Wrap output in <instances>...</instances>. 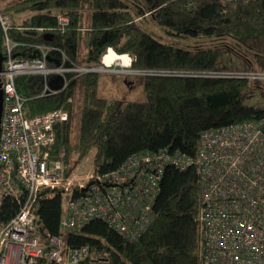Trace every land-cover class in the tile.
I'll return each instance as SVG.
<instances>
[{
  "label": "trees",
  "instance_id": "obj_1",
  "mask_svg": "<svg viewBox=\"0 0 264 264\" xmlns=\"http://www.w3.org/2000/svg\"><path fill=\"white\" fill-rule=\"evenodd\" d=\"M137 1L21 0L1 8L5 15L36 10L22 21L12 22L9 34L21 44L56 47L52 56L60 57L63 51L71 63L84 67L99 66L102 56L112 48L132 57V69L153 72L144 74L145 101L100 95L99 77L94 71L71 79L63 92L43 96L42 76L16 78L17 89L26 98L24 107L28 115L55 108L69 111V121L56 126V140L51 149L52 157L61 159L69 174L86 160H90L94 173H108L140 151L166 148L195 156L203 131L264 119V105L245 103L247 97L258 91L264 103L261 82L211 76L214 71L225 70L220 69V62L227 53L246 61L247 66L253 64L251 57L264 70V0ZM85 8L87 12L83 11ZM53 9L68 11L70 22L64 29L51 15ZM147 17L172 35L220 41L193 47L164 43L141 27L138 21ZM82 42L86 50L80 56ZM23 50L17 47V56L32 57ZM78 85L81 115L75 141L72 118L74 87ZM63 201L60 192L37 201L41 232L52 235L60 232ZM199 203L198 168L194 164L185 169L170 164L164 168L159 183L153 221L139 237L131 240L104 220L95 218L79 232L68 233L64 246L88 245L95 256L105 260L91 262L89 258L81 264H200ZM17 210L16 201L4 198L0 220H8Z\"/></svg>",
  "mask_w": 264,
  "mask_h": 264
},
{
  "label": "built area",
  "instance_id": "obj_2",
  "mask_svg": "<svg viewBox=\"0 0 264 264\" xmlns=\"http://www.w3.org/2000/svg\"><path fill=\"white\" fill-rule=\"evenodd\" d=\"M51 15L61 29L70 22L67 10L55 9ZM12 22L10 15L0 11L4 56L0 71V205L4 198L18 204L12 217L0 220V264H81L89 258L91 262L105 261L88 245L66 248L64 237L79 232L95 218L131 240L139 237L153 221L159 183L170 164L181 169L194 164L199 170L200 264H264V119L203 131L195 156L166 148L140 151L108 173H94L86 160L88 170L78 168L69 174L63 161L51 155L56 126L69 121V111L55 108L28 115L16 78L40 75L41 95H52L65 91L71 79L80 74L108 72L111 65L84 67L71 63L63 51L60 57L52 56L56 47L21 44L9 34ZM17 47L32 57L17 56ZM211 76L264 82L263 69L214 71ZM54 192H60L64 200L57 235L40 231L36 212L37 201Z\"/></svg>",
  "mask_w": 264,
  "mask_h": 264
},
{
  "label": "rangeland",
  "instance_id": "obj_3",
  "mask_svg": "<svg viewBox=\"0 0 264 264\" xmlns=\"http://www.w3.org/2000/svg\"><path fill=\"white\" fill-rule=\"evenodd\" d=\"M18 1L21 0H0V11L2 12L1 8L4 9L9 5H12L13 3H16ZM135 2L138 3L137 0H135ZM83 11L87 12L86 8ZM34 12H36V10L17 13V14L11 12L10 17L12 21H22V19H24L25 17L29 16ZM134 16H137L136 13H134ZM138 22L140 23L141 27L148 30L156 39L164 43L172 44L174 46L193 47L196 44L210 45L212 43L217 44V42L220 41V40L215 41L212 39L210 41L208 38L205 37H199L197 39H193V38H185V37L172 35L166 29L162 28L157 24H154L148 17L145 19H141ZM85 50H86L85 42H82L80 45V53H81L80 56H83ZM250 60L252 61L253 64L247 66L245 65L247 63L246 61L242 62L240 58H236V56L227 53L223 56L222 61L220 62L221 65L220 69L226 68L225 70L227 71L246 70V69L260 70L258 64H255L254 59L250 57ZM117 63H113L111 65L112 68H109V71L107 73L102 71L100 72L99 70L96 71L99 77L98 93L102 96L112 99H119L124 101H145L146 94L143 85L144 74H142L138 70L132 69L130 66L131 64L122 65L120 63L118 64ZM100 65H103V63ZM114 66L117 68H115ZM259 85H261L264 89V82L259 83ZM260 94H261L260 91L252 93L250 97L246 98L245 103L247 105L262 107L264 103L263 100L260 98ZM74 96H75L74 97L75 104L73 111L74 114L72 118V137H74L76 141V136L80 125V115H81V87L79 85L74 87ZM79 168L81 171H85L90 168V165L83 164Z\"/></svg>",
  "mask_w": 264,
  "mask_h": 264
},
{
  "label": "bare ground",
  "instance_id": "obj_4",
  "mask_svg": "<svg viewBox=\"0 0 264 264\" xmlns=\"http://www.w3.org/2000/svg\"><path fill=\"white\" fill-rule=\"evenodd\" d=\"M57 19V18H56ZM56 27V26H55ZM58 29V28H56ZM50 30V29H49ZM52 30V29H51ZM48 31V30H47ZM47 31H44L45 33ZM61 31V30H60ZM50 31L49 33H51ZM105 53V52H104ZM117 61H120L119 63L122 65H128L132 62V57L129 54H119L116 53L112 48H109V50L102 56V63L105 65H112L113 63H117ZM101 63V64H102ZM118 64V63H117ZM118 66V65H117ZM126 67V66H125ZM112 68V67H110ZM226 69V68H225ZM123 70V69H122ZM97 71V70H96ZM94 71V72H96ZM111 71V70H110ZM129 71V70H128ZM218 71H225V70H218ZM99 72V71H98ZM101 72V71H100ZM107 73V72H106ZM127 73V72H126ZM129 73V72H128ZM122 74V73H121ZM241 80V79H240Z\"/></svg>",
  "mask_w": 264,
  "mask_h": 264
},
{
  "label": "water",
  "instance_id": "obj_5",
  "mask_svg": "<svg viewBox=\"0 0 264 264\" xmlns=\"http://www.w3.org/2000/svg\"><path fill=\"white\" fill-rule=\"evenodd\" d=\"M49 59H51V57H49ZM3 60H4V56H3V53H2L1 43H0V71L3 68ZM56 63L58 64L59 62L56 61ZM56 78L58 79L60 77L58 76ZM51 84H52V86L54 88L56 87V85L54 83V80L51 81ZM2 105H3V88H2V78L0 77V123H1Z\"/></svg>",
  "mask_w": 264,
  "mask_h": 264
},
{
  "label": "crops",
  "instance_id": "obj_6",
  "mask_svg": "<svg viewBox=\"0 0 264 264\" xmlns=\"http://www.w3.org/2000/svg\"><path fill=\"white\" fill-rule=\"evenodd\" d=\"M115 67V66H114ZM115 68H117V67H115Z\"/></svg>",
  "mask_w": 264,
  "mask_h": 264
}]
</instances>
